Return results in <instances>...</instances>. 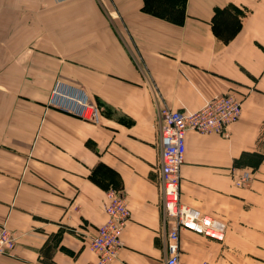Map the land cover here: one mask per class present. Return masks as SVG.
Here are the masks:
<instances>
[{
    "label": "crops",
    "instance_id": "1",
    "mask_svg": "<svg viewBox=\"0 0 264 264\" xmlns=\"http://www.w3.org/2000/svg\"><path fill=\"white\" fill-rule=\"evenodd\" d=\"M164 4L185 9L0 0V223L16 235L0 264H98L87 245L106 220L110 188L130 210L110 264H161L159 109L195 111L228 92L243 100L228 136L186 133L180 201L224 221L225 245L241 262H264V0ZM58 76L86 87L96 120L46 106ZM239 167L252 171L244 186L231 176ZM180 248L184 264L226 250L186 229Z\"/></svg>",
    "mask_w": 264,
    "mask_h": 264
},
{
    "label": "built area",
    "instance_id": "2",
    "mask_svg": "<svg viewBox=\"0 0 264 264\" xmlns=\"http://www.w3.org/2000/svg\"><path fill=\"white\" fill-rule=\"evenodd\" d=\"M78 88L56 80L49 104L63 111L96 120L98 110L88 96ZM81 94L82 97L78 95ZM242 100L235 92L215 96L195 111L160 107V177L162 184L163 217L167 222L166 256L161 264H184L180 254V232L190 230L215 240H222L226 232L224 221L203 214L180 201V169L185 159L186 133H222L228 136V127L241 114ZM234 184L244 186L252 178V171L234 168ZM103 210L106 220L98 226L88 242V249L97 256L98 264H110L118 258L123 246L122 233L129 220L130 210L123 191L110 188L105 192ZM16 235L6 222L0 223V257L10 254ZM198 264H210L202 260Z\"/></svg>",
    "mask_w": 264,
    "mask_h": 264
},
{
    "label": "rangeland",
    "instance_id": "3",
    "mask_svg": "<svg viewBox=\"0 0 264 264\" xmlns=\"http://www.w3.org/2000/svg\"><path fill=\"white\" fill-rule=\"evenodd\" d=\"M157 1H159V2H153L152 1V3H150L149 0H144V6L142 7V11L143 12H147V13H152V14L165 13L166 15H173V16H178V15H180V14H182L184 12L185 7L183 5L182 6L181 5L172 6L170 4H167V5L164 4L165 2L171 3L172 0H157ZM175 1H177V0H175ZM178 1H181V0H178ZM160 15H163V14H160ZM56 80H61V81L65 82V83H67L69 85H72V86H74V87H76L78 89H81L88 96L89 101H91L94 104V106L97 108V110L99 112V105L88 94V92L86 90V87L84 85L76 84L74 82V79H72V78H70L68 76L67 77H60V76H58V77H55L54 78V80L52 82L51 89H50L49 97H48L47 102H46V106L47 107H50V108H53V109H57V110L63 111V110H61L59 108H56L54 106H51L49 104V101H50V98H51V90H52L53 84H54V82ZM183 110H186V109H183ZM63 112L68 113L66 111H63ZM241 112H242V106H241ZM68 114H71V113H68ZM71 115H73V114H71ZM74 116H76V115H74ZM79 118H82V117H79ZM82 119H84V118H82ZM33 153H34V151H31V158L33 157ZM239 168L242 169V167H239ZM225 239H227V240H225ZM228 239H229V233L228 232H225L223 239L220 240V241L217 240V241H219L221 243L222 250H223V248H226V250L224 251V253H221L220 254V255H223L224 259L219 256V257H217V260H215V261H208V260L207 261L210 264H248V263L241 262V260H240L241 258L240 257H238V256L236 257L235 256L236 254H233V253H231V251H229V249L227 248L228 246L225 245V244H227ZM224 241H226V242H224ZM234 256H235V258H234ZM255 264H264V262L255 263Z\"/></svg>",
    "mask_w": 264,
    "mask_h": 264
},
{
    "label": "bare ground",
    "instance_id": "4",
    "mask_svg": "<svg viewBox=\"0 0 264 264\" xmlns=\"http://www.w3.org/2000/svg\"><path fill=\"white\" fill-rule=\"evenodd\" d=\"M76 90H78V89H76ZM78 96H79V97H82L81 94H79Z\"/></svg>",
    "mask_w": 264,
    "mask_h": 264
}]
</instances>
